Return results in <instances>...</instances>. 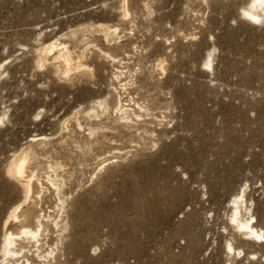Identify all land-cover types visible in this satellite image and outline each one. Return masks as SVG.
I'll list each match as a JSON object with an SVG mask.
<instances>
[{"label":"rangeland","instance_id":"rangeland-1","mask_svg":"<svg viewBox=\"0 0 264 264\" xmlns=\"http://www.w3.org/2000/svg\"><path fill=\"white\" fill-rule=\"evenodd\" d=\"M249 1L0 0V242L22 199L6 167L31 145L34 212L58 215L48 176L67 197L53 264H262L264 244L229 221L244 193L264 230V21L243 17ZM98 25L118 28L117 42L89 32ZM52 42L91 45V72L62 80L38 66Z\"/></svg>","mask_w":264,"mask_h":264},{"label":"bare ground","instance_id":"bare-ground-1","mask_svg":"<svg viewBox=\"0 0 264 264\" xmlns=\"http://www.w3.org/2000/svg\"><path fill=\"white\" fill-rule=\"evenodd\" d=\"M123 2L122 5L124 4ZM122 8V15H124L123 17L125 18L127 12L124 11V6H122ZM242 13L243 17L249 22L256 24L263 23L264 16L262 15H264V0L249 1L245 7L242 8ZM89 32L102 35L107 42H117L118 40L117 34H119V30L116 27L98 25L90 27ZM89 32L87 31L83 37L90 36ZM90 46L91 45L87 43L82 51L76 52L70 44L52 42L39 49L37 52L36 63L38 66L43 67L51 65L59 76L58 78L62 80H70L76 74L91 72L84 61L86 58V52ZM105 56L111 59V61H114V58L111 55L106 54ZM205 67L208 69H211L212 67L210 56L205 63ZM160 69L163 70V67L160 66ZM101 102L98 101L96 104L97 107H93L90 111L86 112L85 117H88L89 119H97L98 114L96 109L104 105ZM115 108L114 114L118 116L117 121H124L126 123L125 126L129 124L128 122H132L127 107L125 108V106L119 102ZM77 114L74 118H76ZM1 119L2 118H0V120ZM64 124L65 123H63V126ZM75 125V129H83L77 120H75ZM98 131L99 129L96 127H87V134L89 137L95 136ZM36 154H38V152H36V146L34 147L30 145L24 150H21L18 154H15L6 167V175L18 184L22 193V199L12 208L7 221L4 224V229L9 220L16 224V226L13 230L6 228L3 232L0 242V264H53L52 261L54 262V260H56L55 250L58 249V244L62 242L63 234L68 227L67 221L62 217L65 213L64 204L67 197L61 195V184H57L51 176L46 178L49 182L48 184H51L50 186L55 188V193L57 192L59 197V205L57 206L58 215L55 218H51L49 215L42 213V211L38 213L34 212V208L37 206L36 200L38 197H33V187L37 180V176L36 172L32 171L30 167ZM61 168L62 166L55 162L49 167L51 173L55 176ZM36 194L39 195V193ZM247 205L244 193L238 195L235 200L232 201L229 221L234 223L236 230L241 232L245 239L256 244H264V230L256 228V222H254V217L251 215V207ZM51 229H54L58 234V240L54 244V249L52 248L53 245L49 243ZM225 253L228 256H232L233 259L245 256L244 251L236 248L232 243H228L225 246ZM250 256L255 257L256 254H250ZM261 263L264 264V256L261 257ZM227 264L234 263L229 261Z\"/></svg>","mask_w":264,"mask_h":264}]
</instances>
